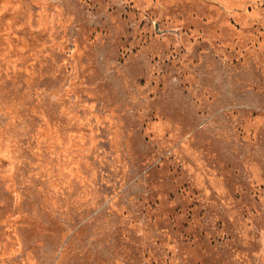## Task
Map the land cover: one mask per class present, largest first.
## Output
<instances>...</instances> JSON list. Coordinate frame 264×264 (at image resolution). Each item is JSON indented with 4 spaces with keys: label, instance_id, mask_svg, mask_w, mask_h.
Returning <instances> with one entry per match:
<instances>
[{
    "label": "rangeland",
    "instance_id": "rangeland-1",
    "mask_svg": "<svg viewBox=\"0 0 264 264\" xmlns=\"http://www.w3.org/2000/svg\"><path fill=\"white\" fill-rule=\"evenodd\" d=\"M0 264H264V0H0Z\"/></svg>",
    "mask_w": 264,
    "mask_h": 264
}]
</instances>
